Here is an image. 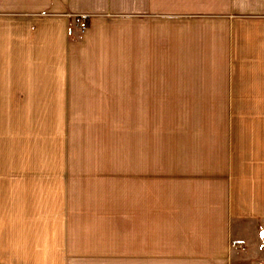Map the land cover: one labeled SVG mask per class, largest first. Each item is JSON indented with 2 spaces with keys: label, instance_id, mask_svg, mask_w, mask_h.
Returning a JSON list of instances; mask_svg holds the SVG:
<instances>
[{
  "label": "crops",
  "instance_id": "crops-1",
  "mask_svg": "<svg viewBox=\"0 0 264 264\" xmlns=\"http://www.w3.org/2000/svg\"><path fill=\"white\" fill-rule=\"evenodd\" d=\"M137 83L151 107L175 94L172 107L224 110L188 164L150 176L142 237L93 235L127 228L104 219L73 235L70 213L16 196L0 201V252L15 264H264V0H0V94L63 103L77 86Z\"/></svg>",
  "mask_w": 264,
  "mask_h": 264
},
{
  "label": "rangeland",
  "instance_id": "rangeland-1",
  "mask_svg": "<svg viewBox=\"0 0 264 264\" xmlns=\"http://www.w3.org/2000/svg\"><path fill=\"white\" fill-rule=\"evenodd\" d=\"M94 88L77 86L63 103L0 94V201L15 203L18 196L41 213H70L73 235H80L74 232L79 224L99 219L127 225L93 235L133 241L147 225L152 173L188 164V148L207 133L208 118L224 110L172 107L175 94L163 95L169 107H151L158 103L138 83L128 86L135 92L121 91L122 85L120 92ZM49 104L65 107H41ZM12 256L0 252V264L1 257L15 264Z\"/></svg>",
  "mask_w": 264,
  "mask_h": 264
},
{
  "label": "built area",
  "instance_id": "built-area-1",
  "mask_svg": "<svg viewBox=\"0 0 264 264\" xmlns=\"http://www.w3.org/2000/svg\"><path fill=\"white\" fill-rule=\"evenodd\" d=\"M76 25L80 30H83L86 27V22L84 19L80 18L78 19Z\"/></svg>",
  "mask_w": 264,
  "mask_h": 264
}]
</instances>
